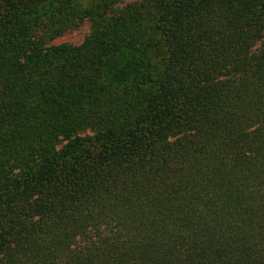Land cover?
Listing matches in <instances>:
<instances>
[{"label":"trees","instance_id":"1","mask_svg":"<svg viewBox=\"0 0 264 264\" xmlns=\"http://www.w3.org/2000/svg\"><path fill=\"white\" fill-rule=\"evenodd\" d=\"M0 264H264V0H0Z\"/></svg>","mask_w":264,"mask_h":264},{"label":"rangeland","instance_id":"2","mask_svg":"<svg viewBox=\"0 0 264 264\" xmlns=\"http://www.w3.org/2000/svg\"><path fill=\"white\" fill-rule=\"evenodd\" d=\"M137 0H125V2H131ZM141 1V0H138ZM90 30V24L88 21H84L78 27L65 31L61 36L54 40L55 43H68L72 45H78L83 41L84 37Z\"/></svg>","mask_w":264,"mask_h":264}]
</instances>
